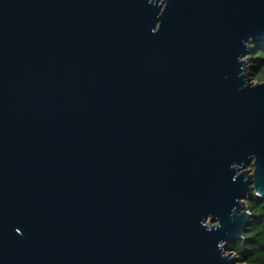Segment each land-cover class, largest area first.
Listing matches in <instances>:
<instances>
[{
	"label": "water",
	"instance_id": "obj_1",
	"mask_svg": "<svg viewBox=\"0 0 264 264\" xmlns=\"http://www.w3.org/2000/svg\"><path fill=\"white\" fill-rule=\"evenodd\" d=\"M155 12L0 0V264H223L228 164L254 153L264 189V88L234 78L264 0H169L150 35Z\"/></svg>",
	"mask_w": 264,
	"mask_h": 264
},
{
	"label": "clouds",
	"instance_id": "obj_2",
	"mask_svg": "<svg viewBox=\"0 0 264 264\" xmlns=\"http://www.w3.org/2000/svg\"><path fill=\"white\" fill-rule=\"evenodd\" d=\"M149 7L155 8L156 19L149 28L150 35L161 29L160 17L165 13L169 0H144ZM241 52L234 57V78L239 81L237 91L264 88V44H257L252 36L239 41ZM227 79V76L225 77ZM257 157L249 153L241 161L228 164L232 173L231 182L245 185L242 195L233 197L228 211V222H240L233 232L225 231L223 238L215 242L218 261L223 264H264V189H257L255 179ZM198 225L206 233L221 228L219 217L211 213L203 215ZM16 235H22L20 228H14Z\"/></svg>",
	"mask_w": 264,
	"mask_h": 264
},
{
	"label": "trees",
	"instance_id": "obj_3",
	"mask_svg": "<svg viewBox=\"0 0 264 264\" xmlns=\"http://www.w3.org/2000/svg\"><path fill=\"white\" fill-rule=\"evenodd\" d=\"M258 44H264V42H262V43H258Z\"/></svg>",
	"mask_w": 264,
	"mask_h": 264
}]
</instances>
